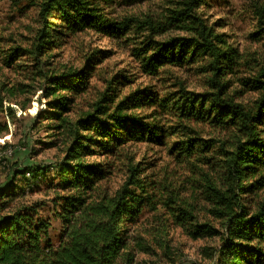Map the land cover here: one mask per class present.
<instances>
[{
	"label": "trees",
	"instance_id": "trees-1",
	"mask_svg": "<svg viewBox=\"0 0 264 264\" xmlns=\"http://www.w3.org/2000/svg\"><path fill=\"white\" fill-rule=\"evenodd\" d=\"M146 1H30L42 26L24 49L5 53L8 67L21 56L30 64L17 71L20 81L0 85V114L11 116L12 99L26 105L30 96L48 107L36 117L47 122L50 134L42 147L60 152L61 181L53 186L63 193L55 200L62 226L54 243L51 223L38 205L21 201L12 183L0 187V264H137L139 254L151 250L143 237L131 235L146 208L162 209L170 218L167 226L173 224L192 240H220L210 253L219 257L218 264H264V196H259L264 190V65L243 75L240 49L228 44L201 11L210 0H168L161 12L143 17L114 13L117 4ZM256 15L263 35L264 8L258 6ZM91 31L113 39L143 33L133 56L146 75L205 62L201 72L208 88L194 92L181 84L171 98L148 89L122 97L129 79L123 71H112L103 93L84 110L81 101L102 58L87 57L82 67H67L55 62L59 54L53 50ZM173 31L184 34L159 38ZM139 141L165 147L199 194L187 193L170 171L155 173L153 166L128 157L129 144ZM92 156L103 159L88 162ZM117 163L125 167V178L112 191L105 182ZM46 168L36 167L33 174L40 177ZM164 238L156 243L168 255L172 239Z\"/></svg>",
	"mask_w": 264,
	"mask_h": 264
},
{
	"label": "rangeland",
	"instance_id": "rangeland-1",
	"mask_svg": "<svg viewBox=\"0 0 264 264\" xmlns=\"http://www.w3.org/2000/svg\"><path fill=\"white\" fill-rule=\"evenodd\" d=\"M31 0H0V85L2 83H17L22 79L17 71L30 64L27 56H21L11 67L4 63L5 53L8 49H24L37 37L41 29L42 21L35 6H29ZM168 0H148L144 3L131 6H114L116 16H144L161 12ZM264 8V0H210L208 8H201L209 22L215 26L218 33L225 34L228 44L238 47L245 62L241 71L247 75L264 65V34L258 32L261 24L256 15L257 7ZM181 31H173L159 38L165 39L170 35H183ZM144 34L130 33L121 39L100 38L94 32H84L65 40V44L59 49L53 50L59 57L55 62L65 64L67 67H82L87 57L102 58V62L96 67V74L91 79L89 93L83 96V104L80 108L102 94L106 80L113 72L123 71L129 79V85L123 90L126 96L130 91L148 89L159 97L166 98L177 91L181 84L188 90L203 92L207 90L206 75L201 71L204 63H187L183 67L166 66L156 75H146L140 72L139 63L133 56L136 42L139 43ZM101 51L100 56L95 50ZM3 51V52H2ZM4 53V56L2 55ZM253 71H256V70ZM246 71V72H244ZM155 97V96H154ZM153 97V99H154ZM170 96L169 98H171ZM36 97L27 98L26 105L17 104L12 99L13 114L5 116L0 114V187L15 185L16 195L21 201L38 205L42 216L51 223L50 234L54 243L58 241L61 233V221L56 217V211L61 208L56 204V195L60 190L55 186L60 183V175L56 166V149H44L42 144L47 140L46 121H39L37 113L48 109L40 105ZM21 100V98H20ZM23 103V101H21ZM147 112H150L148 110ZM126 155L135 156V161H143L145 167L150 165L155 168V173L163 174L170 171L191 194L193 190L198 192V186L187 184V173L177 159L168 155L166 148L139 141L129 144ZM99 156L87 158L88 162L102 160ZM47 167L45 174L35 176L33 169ZM112 173L105 184L112 191L118 189L125 178V167L117 163L111 166ZM16 171H25L24 174ZM264 196V190L259 192ZM170 223L168 214H163L162 209L151 211L145 209L139 222L131 229L132 236H141L145 244L150 247L146 253H140L137 264H218L219 257L210 254L212 249L221 246L218 239L192 240L183 231ZM167 229V230H164ZM171 238L172 249L170 254L156 243L158 238ZM164 238V239H165Z\"/></svg>",
	"mask_w": 264,
	"mask_h": 264
}]
</instances>
